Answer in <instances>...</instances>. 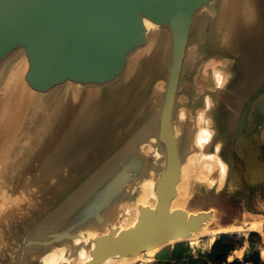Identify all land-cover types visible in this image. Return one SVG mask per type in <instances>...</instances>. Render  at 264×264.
<instances>
[{
  "label": "water",
  "instance_id": "obj_1",
  "mask_svg": "<svg viewBox=\"0 0 264 264\" xmlns=\"http://www.w3.org/2000/svg\"><path fill=\"white\" fill-rule=\"evenodd\" d=\"M207 102L202 152L226 175L194 181L188 212L175 203ZM31 118L45 123L27 141ZM17 149L29 153L0 192V264L61 250L60 264H107L197 237L229 184L264 182V0H0L1 183ZM147 182L154 204L123 228Z\"/></svg>",
  "mask_w": 264,
  "mask_h": 264
},
{
  "label": "bare ground",
  "instance_id": "obj_2",
  "mask_svg": "<svg viewBox=\"0 0 264 264\" xmlns=\"http://www.w3.org/2000/svg\"><path fill=\"white\" fill-rule=\"evenodd\" d=\"M24 63L18 64L10 73L8 79V89L9 92L19 91L22 89V84H20L21 76L24 73ZM217 62H211L208 64L206 69L203 72V79L206 78V73L209 70L216 69ZM215 79L219 86L223 85L225 82V76L219 72L215 71ZM210 106V103L207 102V106L205 109L199 111L197 118L191 122L193 128H197L198 134L196 135L195 143L197 148L199 149V153L191 155L188 159L186 164L183 167V180L182 185L179 192V197L175 203V208H183V204L189 200L190 193L192 189V185L194 181H199L204 183L207 187H221L225 180L226 175V166L222 163V161L216 157L215 155H207L202 151L207 148L209 141L211 140L212 133L210 130L205 128L206 123V115L207 109ZM182 119L185 118V115L181 116ZM216 175V178L214 177ZM220 199V198H219ZM153 205L154 204V196L152 193V183L147 182L141 188L140 197L135 204V206L130 207L126 210V220L123 224V228H127L132 226L137 218V205ZM187 210V209H185ZM190 212L189 210H187ZM261 223V222H260ZM262 224V223H261ZM262 226V225H261ZM259 224L254 223L246 228L241 226H230L226 228H221L217 232L208 234L207 227H205L202 232L195 238L190 239L193 244L198 243L199 239L202 237L209 236L210 244L213 245L215 240L219 238L221 235L227 234H248V233H259ZM261 229V228H260ZM213 232V231H212ZM223 233V234H222ZM222 237V236H221ZM187 241V242H189ZM203 245V244H202ZM198 246V245H197ZM261 252L264 254V250L262 249ZM159 252H152L144 257L135 259V260H123L119 262H111L107 264H149L158 255ZM81 257L85 256V252H81ZM85 259V258H83ZM65 261L64 259V251L61 250L57 253H53L48 255L44 259V264H60L61 262Z\"/></svg>",
  "mask_w": 264,
  "mask_h": 264
},
{
  "label": "rangeland",
  "instance_id": "obj_3",
  "mask_svg": "<svg viewBox=\"0 0 264 264\" xmlns=\"http://www.w3.org/2000/svg\"><path fill=\"white\" fill-rule=\"evenodd\" d=\"M44 121H41V119L36 120L35 118H31L28 122V125L26 126V129L23 130L24 140L30 141L31 138L35 137L37 129L40 126H44ZM28 153L29 151L27 149H17L14 152L11 163L6 165L4 173L1 177L3 181L2 183L0 182V192H2L1 190L3 188L10 187L13 180L17 179L23 174L26 169ZM260 173L264 178V170H261ZM214 177L216 178V175ZM248 191L249 193L247 194L241 184L237 182L231 183L224 189L223 192L218 194L220 196L212 199L211 203H209V207L203 209H214L216 212L215 219L206 229L208 234L214 233V231L217 232L219 229L221 230V228L223 229L230 226H241L246 228L254 223L259 224L261 228H259V233H257L259 237L254 243L249 241L250 233L245 235L237 234L239 237H244L245 241L243 245L229 257V262H233L236 259L243 261L252 244L257 245V251L264 259V254L261 252L262 249L264 250V182L252 183ZM188 202L189 200L182 205L183 208L187 210H189L186 208ZM203 202L204 200H202V203L199 205H204ZM208 237L209 236H204L200 238L196 244H193L191 241H189L183 245L188 248V253L190 256H205L210 252L212 247ZM159 257L160 255H156L149 264H159L161 262Z\"/></svg>",
  "mask_w": 264,
  "mask_h": 264
},
{
  "label": "trees",
  "instance_id": "obj_4",
  "mask_svg": "<svg viewBox=\"0 0 264 264\" xmlns=\"http://www.w3.org/2000/svg\"><path fill=\"white\" fill-rule=\"evenodd\" d=\"M221 236L213 243L210 252L205 256H190L188 248L180 244L160 254L159 259L161 262L159 264H181L184 259L187 260L184 264H264V260L259 253L251 257L245 255L243 261L229 262V257L243 245L245 240L244 237H239L237 234H224ZM258 237L257 233H250L249 241L254 243Z\"/></svg>",
  "mask_w": 264,
  "mask_h": 264
},
{
  "label": "built area",
  "instance_id": "obj_5",
  "mask_svg": "<svg viewBox=\"0 0 264 264\" xmlns=\"http://www.w3.org/2000/svg\"><path fill=\"white\" fill-rule=\"evenodd\" d=\"M258 253V252H257ZM237 260V259H236ZM187 260L186 259H184L183 261H182V263L181 264H184L185 262H186Z\"/></svg>",
  "mask_w": 264,
  "mask_h": 264
},
{
  "label": "crops",
  "instance_id": "obj_6",
  "mask_svg": "<svg viewBox=\"0 0 264 264\" xmlns=\"http://www.w3.org/2000/svg\"><path fill=\"white\" fill-rule=\"evenodd\" d=\"M262 259H263V257H262ZM237 260H239V259H237ZM264 260V259H263ZM235 261V260H234Z\"/></svg>",
  "mask_w": 264,
  "mask_h": 264
}]
</instances>
